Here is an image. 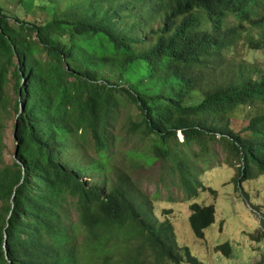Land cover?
<instances>
[{
  "label": "trees",
  "instance_id": "1",
  "mask_svg": "<svg viewBox=\"0 0 264 264\" xmlns=\"http://www.w3.org/2000/svg\"><path fill=\"white\" fill-rule=\"evenodd\" d=\"M7 1L25 14L10 16L0 1V264H203L178 252L174 227L149 213L114 148L125 130L149 139L152 148L123 153L148 163L178 130L185 143L218 135L240 157L239 189L264 174V60L228 58L251 29L261 33L250 43L264 48V0ZM12 70L15 116L23 112L7 164ZM122 95L137 114L116 131ZM190 211L204 239L215 207ZM217 250L231 254L229 244Z\"/></svg>",
  "mask_w": 264,
  "mask_h": 264
},
{
  "label": "rangeland",
  "instance_id": "2",
  "mask_svg": "<svg viewBox=\"0 0 264 264\" xmlns=\"http://www.w3.org/2000/svg\"><path fill=\"white\" fill-rule=\"evenodd\" d=\"M0 1L10 16H24L25 10L20 4ZM260 33L259 30L251 29L249 34L241 36L228 58L238 64L249 65L253 60L262 62L264 48L256 50L250 43L251 40L257 41ZM15 82L12 70L6 87L11 109L4 135V157L7 164L14 161L18 149L14 137L13 107L18 100ZM121 98L126 109L121 111L123 116L119 129L124 127L123 120L128 112L134 117L137 114V106L129 102L125 95ZM245 122L242 117L233 121L235 130L243 133L242 129L249 121L245 119ZM193 137L199 139L196 135ZM146 147L152 148L149 139L147 142L139 141L138 137L128 135L126 130L119 133V141L116 142L119 167L130 171L133 185L158 223L168 221L172 224L177 250L181 255L188 248L203 264H264V241L252 240L253 233L264 230V174L257 173L255 179L244 182L242 190L239 189L235 178L242 166L240 157L232 153L230 141L220 136L185 143L178 134V141L174 140L168 148L163 149L162 158L148 163L139 154ZM131 149L139 152L134 162L123 154ZM88 152L94 155L92 147H88ZM199 183L205 189H198ZM194 189L198 191L197 196L191 193ZM192 204L215 207V222L205 231L204 239L196 238L190 227ZM226 244L231 246L230 256L217 250ZM165 264L173 263L166 261Z\"/></svg>",
  "mask_w": 264,
  "mask_h": 264
},
{
  "label": "clouds",
  "instance_id": "3",
  "mask_svg": "<svg viewBox=\"0 0 264 264\" xmlns=\"http://www.w3.org/2000/svg\"><path fill=\"white\" fill-rule=\"evenodd\" d=\"M21 109H22V111H21ZM23 112V108H22V106H20V111H19V114L17 115V117L15 116V124L17 125V118H18V116L21 114ZM121 122V120H119V123ZM14 124V125H15ZM123 126H124V124H123ZM119 129V124L117 125V127H116V131ZM120 130V129H119ZM15 132H16V128H14V137H15ZM177 135L179 134V137L180 138H182L183 139V142H184V137H183V131L182 130H178L177 131V133H176ZM218 136V135H217ZM221 138V137H220ZM16 139V138H15ZM114 150H116V147L114 148ZM14 159H15V157H14Z\"/></svg>",
  "mask_w": 264,
  "mask_h": 264
},
{
  "label": "water",
  "instance_id": "4",
  "mask_svg": "<svg viewBox=\"0 0 264 264\" xmlns=\"http://www.w3.org/2000/svg\"><path fill=\"white\" fill-rule=\"evenodd\" d=\"M21 111H22V109H21ZM17 153H18V149H17V152H16V154H15V158L17 157Z\"/></svg>",
  "mask_w": 264,
  "mask_h": 264
}]
</instances>
